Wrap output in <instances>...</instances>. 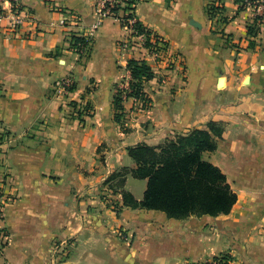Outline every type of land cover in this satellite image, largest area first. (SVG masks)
I'll return each instance as SVG.
<instances>
[{
	"label": "crops",
	"instance_id": "1",
	"mask_svg": "<svg viewBox=\"0 0 264 264\" xmlns=\"http://www.w3.org/2000/svg\"><path fill=\"white\" fill-rule=\"evenodd\" d=\"M97 2L18 0L19 28L0 22V128L11 133L0 145V264H196L224 253L232 264H264V26L249 35L254 10L235 0H140L134 14L163 41L156 54L141 44L121 51L127 32L112 17L99 22ZM211 3L223 7L214 16ZM86 34L91 50L81 57L72 36ZM131 58L146 59L154 76L144 82L148 100L126 98L118 120L114 98L131 79ZM68 76L76 87L65 93ZM75 103L87 107L80 117ZM211 121L224 129L203 157L237 193L229 213L116 210L110 196L121 195L105 180L136 166L129 146ZM132 177L124 188L141 200ZM63 243L65 253L55 251Z\"/></svg>",
	"mask_w": 264,
	"mask_h": 264
},
{
	"label": "trees",
	"instance_id": "2",
	"mask_svg": "<svg viewBox=\"0 0 264 264\" xmlns=\"http://www.w3.org/2000/svg\"><path fill=\"white\" fill-rule=\"evenodd\" d=\"M235 1L240 2L241 8L245 7L243 0ZM222 8L211 3L208 10L210 15L214 16ZM263 26L264 13L255 15L249 24V35L256 37ZM150 32L152 31L148 28L147 33ZM145 44L151 45L150 38ZM77 45L87 48L88 53L91 50V45L85 37L73 35L71 46ZM250 45L254 47L256 40L251 39ZM128 67L131 71V89L123 94L122 88H119L114 98L118 120H121L123 101L126 98L132 96L148 100L144 82L154 76V71L146 59L131 58ZM75 87L76 83L71 90ZM77 112L82 116L85 110L79 108ZM223 129L224 124L211 121L209 129L195 128L187 134L166 139L159 145L139 142L129 146L128 153L136 166L115 170L105 180V183L109 184L110 192L121 195V203H115L116 210L120 211L124 207L155 209L176 219H185L191 215L218 216L229 213L237 201V193L229 183L226 173L203 157L205 151L217 148L216 136H221ZM129 174L147 180L141 200L136 199L132 192L124 188ZM221 255L232 258L227 253Z\"/></svg>",
	"mask_w": 264,
	"mask_h": 264
},
{
	"label": "built area",
	"instance_id": "3",
	"mask_svg": "<svg viewBox=\"0 0 264 264\" xmlns=\"http://www.w3.org/2000/svg\"><path fill=\"white\" fill-rule=\"evenodd\" d=\"M139 1L140 0H98L96 12L100 18L99 22L105 18L112 17L122 23L127 34L120 43L121 51L134 48L139 44L146 46L145 43L147 39L150 38L151 45L146 47L157 54L158 48L160 47L159 43H162L163 41L158 40L152 32L148 34V28L141 23V21H139L134 14V8ZM5 2L10 3L9 10L4 7ZM243 2L245 7H251L254 10L255 15L264 13V0H243ZM4 18H10V26L13 27V29L19 28L22 23V18L19 13L18 0H0V22ZM83 37H85L88 41V44L91 43L90 35L86 34L83 35ZM73 49L81 56L83 55L82 57H85L88 54L87 48L82 46L77 45V47H73ZM74 84V78L68 76L60 82V88L65 93H69L72 91L71 87ZM121 88L123 90V94L129 91L131 89L130 81H126ZM79 108L81 107H78V105L75 106V110H78ZM82 109L86 110L85 108ZM4 205L5 199H0V221L4 218ZM7 239L8 233L5 228L0 225V254L7 243ZM64 244L66 243L56 245L55 251L65 253L66 249L64 248ZM232 262V258H225L223 255H216L206 261L197 262L196 264H232Z\"/></svg>",
	"mask_w": 264,
	"mask_h": 264
},
{
	"label": "rangeland",
	"instance_id": "4",
	"mask_svg": "<svg viewBox=\"0 0 264 264\" xmlns=\"http://www.w3.org/2000/svg\"><path fill=\"white\" fill-rule=\"evenodd\" d=\"M75 112L77 113V110H75ZM74 114V113H73ZM76 115V114H75ZM83 115V114H82ZM77 117H80V115H79V113L76 115ZM3 127V126H2ZM10 132H9V130H7V129H5V128H0V145H1V143L3 142V141H5V140H9L10 138H11V136H10ZM3 174L1 175V177H2V180H1V182H4L5 181V178H7L8 177V174H7V171L4 169L3 171ZM133 178V182L131 183V187H133V188H135V191L136 192H139V190H140V196H142L143 197V193H142V187L143 186H145L146 187V181H144V180H142V179H137V178H135V177H132ZM108 189H109V187H108ZM109 194H113L112 192H110V190H109ZM107 195V194H106ZM111 197V199L113 200H111L112 201V204L113 205H115V197L114 196H110ZM109 201H110V199H109ZM121 232V236H123V238H125V239H127V237H125L124 236V233L122 232V231H120Z\"/></svg>",
	"mask_w": 264,
	"mask_h": 264
}]
</instances>
